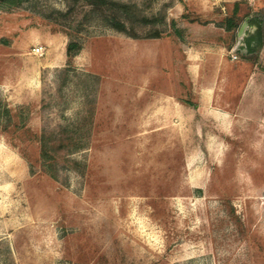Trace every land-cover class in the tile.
I'll list each match as a JSON object with an SVG mask.
<instances>
[{
	"label": "rangeland",
	"instance_id": "1",
	"mask_svg": "<svg viewBox=\"0 0 264 264\" xmlns=\"http://www.w3.org/2000/svg\"><path fill=\"white\" fill-rule=\"evenodd\" d=\"M107 1L0 9V264H264V0Z\"/></svg>",
	"mask_w": 264,
	"mask_h": 264
},
{
	"label": "trees",
	"instance_id": "2",
	"mask_svg": "<svg viewBox=\"0 0 264 264\" xmlns=\"http://www.w3.org/2000/svg\"><path fill=\"white\" fill-rule=\"evenodd\" d=\"M25 0H0V9L7 10L10 8L18 7ZM85 3L91 6L98 8L108 6L107 0H83ZM116 5H111L113 8ZM239 12V4L235 5L234 12L230 18H228L224 25L226 30L231 31L237 26V20ZM259 17V18H258ZM110 27L116 30L117 32H126L125 26L120 22L115 16H112L110 20ZM250 25L256 28L255 30V39L260 44L264 40V16H256L250 20ZM82 51V45L75 40H71L67 45L66 54L69 60H72L80 54ZM37 142L40 145V156L44 164H47V167H44L45 174H47L51 179L58 180V170L56 165L58 164L57 156L63 153L71 152V142L64 139H50L47 141L44 134L39 137H36Z\"/></svg>",
	"mask_w": 264,
	"mask_h": 264
},
{
	"label": "built area",
	"instance_id": "3",
	"mask_svg": "<svg viewBox=\"0 0 264 264\" xmlns=\"http://www.w3.org/2000/svg\"><path fill=\"white\" fill-rule=\"evenodd\" d=\"M42 49H36L35 52L36 53H41Z\"/></svg>",
	"mask_w": 264,
	"mask_h": 264
},
{
	"label": "crops",
	"instance_id": "4",
	"mask_svg": "<svg viewBox=\"0 0 264 264\" xmlns=\"http://www.w3.org/2000/svg\"><path fill=\"white\" fill-rule=\"evenodd\" d=\"M208 90H209V88H206V91L207 92H205V95H209L210 93L208 92ZM183 103V102H182Z\"/></svg>",
	"mask_w": 264,
	"mask_h": 264
},
{
	"label": "water",
	"instance_id": "5",
	"mask_svg": "<svg viewBox=\"0 0 264 264\" xmlns=\"http://www.w3.org/2000/svg\"><path fill=\"white\" fill-rule=\"evenodd\" d=\"M246 24H244V26H245ZM241 33H243V28H242V31H241Z\"/></svg>",
	"mask_w": 264,
	"mask_h": 264
}]
</instances>
